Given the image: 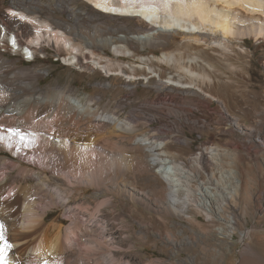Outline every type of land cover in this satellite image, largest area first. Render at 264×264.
Wrapping results in <instances>:
<instances>
[{"label": "bare ground", "instance_id": "6f19581e", "mask_svg": "<svg viewBox=\"0 0 264 264\" xmlns=\"http://www.w3.org/2000/svg\"><path fill=\"white\" fill-rule=\"evenodd\" d=\"M144 46L168 52L151 57ZM262 48L264 0H0V264H123L119 205L133 218L137 202H156L153 194L179 216L193 205L225 212L246 187L242 158L225 160L210 145L185 159L151 126L167 125L168 96L232 83L219 65L251 77L245 71ZM50 52L71 71L101 75L99 93L84 94L75 78L45 83L39 55ZM259 60L264 70V50ZM115 90L118 99L104 106ZM134 96L146 97L137 104ZM232 123L249 130L246 148L264 143L254 124ZM224 164L228 174L218 177ZM226 220L228 229L233 217Z\"/></svg>", "mask_w": 264, "mask_h": 264}, {"label": "rangeland", "instance_id": "374dc122", "mask_svg": "<svg viewBox=\"0 0 264 264\" xmlns=\"http://www.w3.org/2000/svg\"><path fill=\"white\" fill-rule=\"evenodd\" d=\"M249 42V48L254 50L256 41L251 39ZM144 49L147 50L141 52L148 55L150 46L141 47V50ZM161 50L149 55L162 56L168 52ZM263 50L264 48L255 54L252 58L254 65L249 71H245L251 77L244 78L219 65L226 72L225 75L231 76L232 83L198 85L200 91L209 92L212 96L202 95L199 90V94L168 96L171 114L166 120L167 125L153 119L151 126L158 139H170L171 149L181 153L185 159L210 145L225 150V160L233 162L236 155L242 158V168L246 172L250 169L246 176V187L235 197L234 202L226 206L225 212H214L210 216L194 205L188 208L189 217L179 216L160 205L159 200L165 197L157 194H153L156 202L150 208L142 201L137 202L138 209L133 218L128 213L127 206L120 204L122 218L117 223L126 235V240L122 244L123 248L115 252L123 264H264V143L256 140L250 148H246L242 141L249 130L244 132L232 123L238 119L247 126L255 125L264 135V70L259 60ZM23 55L26 58L25 64H30L29 57L24 53ZM39 56L46 68L45 83H50L55 78L62 82L75 78V86L84 94L99 93L93 83L102 79L101 75L80 72L79 68L71 71L63 55L58 57L50 52L49 59L43 53ZM239 64L243 66L242 62ZM170 70L176 72L172 68ZM141 80L139 93L143 95V81L147 82V78L141 77ZM119 95L117 90L107 94L103 97L102 104H114ZM144 97L146 96H134L137 104ZM225 102L227 105H224ZM229 109L230 115L227 114ZM7 132L9 134V130ZM220 171L218 177L222 172L227 175V164ZM155 182L157 187H161V182ZM146 184L144 188L148 189L149 183ZM63 213L64 209H61L57 214L62 216ZM229 215L233 217L234 223L231 222L232 227L227 229L225 225ZM221 216L224 219H220ZM1 224L4 232L5 222Z\"/></svg>", "mask_w": 264, "mask_h": 264}, {"label": "snow or ice", "instance_id": "6c2138e0", "mask_svg": "<svg viewBox=\"0 0 264 264\" xmlns=\"http://www.w3.org/2000/svg\"><path fill=\"white\" fill-rule=\"evenodd\" d=\"M14 42V41H13ZM9 132H12V133H14L15 135H17V136H19V138H20V140L22 141V142H24L25 140H26V137H27V135L28 134H26V133H22L19 129H9ZM4 139V137L2 136V135H0V140H3ZM30 142V141H29ZM25 146H27V145H25ZM3 229V225L2 224H0V230H2ZM3 238V233H2V231H0V239H2ZM7 246V245H6ZM3 260H4V256H3V249L2 248H0V262H3Z\"/></svg>", "mask_w": 264, "mask_h": 264}]
</instances>
